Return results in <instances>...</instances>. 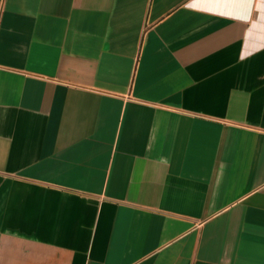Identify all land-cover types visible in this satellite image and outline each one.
Masks as SVG:
<instances>
[{
	"label": "crops",
	"instance_id": "1",
	"mask_svg": "<svg viewBox=\"0 0 264 264\" xmlns=\"http://www.w3.org/2000/svg\"><path fill=\"white\" fill-rule=\"evenodd\" d=\"M0 264H264V0H0Z\"/></svg>",
	"mask_w": 264,
	"mask_h": 264
}]
</instances>
